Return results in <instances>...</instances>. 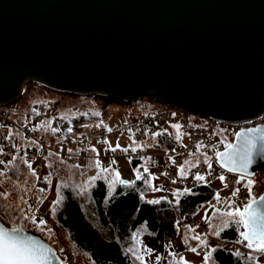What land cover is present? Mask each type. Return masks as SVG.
Returning a JSON list of instances; mask_svg holds the SVG:
<instances>
[{
    "label": "water",
    "instance_id": "obj_1",
    "mask_svg": "<svg viewBox=\"0 0 264 264\" xmlns=\"http://www.w3.org/2000/svg\"><path fill=\"white\" fill-rule=\"evenodd\" d=\"M26 82L254 118L264 112V0H0V105L17 101ZM252 128L264 124L237 130L231 143ZM256 171L264 194V155L254 153L245 176ZM24 232L63 264L52 243Z\"/></svg>",
    "mask_w": 264,
    "mask_h": 264
},
{
    "label": "rangeland",
    "instance_id": "obj_2",
    "mask_svg": "<svg viewBox=\"0 0 264 264\" xmlns=\"http://www.w3.org/2000/svg\"><path fill=\"white\" fill-rule=\"evenodd\" d=\"M53 101H56L59 104L58 116L60 120L62 121L61 118H67V120L73 122V127H77L78 129L77 135L83 139H92L93 135L90 133L93 132V130L98 129V127H108L110 124L120 122L126 118H133L138 115L148 113L152 108L160 106V104L156 102L155 99H151L148 96H144L143 98L129 103H107L105 99H102L96 95H79L58 92L33 82L25 83L22 88V93L17 101L8 105L0 106L5 107V112L8 110L10 111L9 118L15 122L16 125L28 126L30 130L37 128V131L31 130L35 136L42 135L48 142H54L58 139L56 135H54L50 130L52 125L49 117L43 116L41 120H37L33 116H26V113H35L37 111L44 112L46 109V104ZM35 105H37L40 110L38 108L36 109ZM102 115L105 116L103 119L101 118ZM103 120H107L108 123H111L100 124L103 122ZM197 120H202V117L197 116ZM159 124L166 130H175L173 125H171L167 119L162 118ZM5 128L7 135L11 133V138H16L19 145L30 149L33 151V153L39 152L37 144L32 143L34 140L31 137L29 139H24V135L16 126L9 125L8 127L4 126V129ZM157 131L158 128L150 129L143 136V143L147 145L150 141L155 140L152 134L157 133ZM71 134L75 136L74 133L70 132V135ZM179 134H181V132ZM181 136L186 138L184 134H181ZM212 139L220 140L223 144V149L224 143L227 142V133L224 131L222 137L220 134L213 132ZM117 140L120 143L123 142L129 144L128 147L131 146V148H136L139 146L138 142L133 144V139L129 136V134L119 136L113 135L107 139V142H109L110 145L111 142L113 143V141ZM91 143H88V146L86 145V151H90L93 148L94 142ZM120 146L122 147V145ZM66 147L67 149L68 147L69 149H72V152H76V149L73 145L69 144ZM47 155L48 154H46L45 157ZM190 156H194V159H196L195 161L203 159L201 150L198 154ZM15 157L17 158L14 160L11 166L8 168H0V170H3L7 173V175H0V192H7L10 194L7 200H4L2 197H0V214H3L5 211L8 212V215L4 218V222L8 226L12 227L13 223L8 219V217H11L15 221L16 226H21L24 230H30L41 235L43 238L52 243L58 252V246L61 245L65 246L66 248L68 247L71 253L70 257L72 264H94L86 252L75 248L68 241L66 235L59 229L55 215L51 213L50 209L52 207L53 201L57 198L58 188L61 192L66 188L72 189L75 193L80 192L79 196L81 199H85L89 186L86 191H81L80 186L88 185V182L91 180V178L100 175V172L97 168L90 166L92 162L95 161V159H90L92 157H78L75 154H71L67 158H60L57 155H52L48 157V159H45L44 157L42 178L39 180V182H37L36 177L31 175V170H29L27 165L23 162V158H21L19 155H16ZM28 162L32 164L33 170V166L38 161L34 158H31L28 159ZM114 163L116 165V170L114 171L119 172L121 179L131 180L136 177V171H134L135 169L129 164L126 158H116ZM194 163L196 162H192V165ZM48 165L51 166L49 167ZM73 165H80V167L75 168L72 167ZM49 175L51 178L50 184L46 183L44 180V177ZM221 175L223 174L221 171H219L216 176L209 178L208 180L209 184L214 189L213 195L201 203L191 216L186 218L180 216L184 219V222H187L185 219L190 218L197 221L199 224H179L176 220L177 235L172 238L156 235L155 233L148 231L144 225L137 227L135 232L139 233V239L142 241V245L153 250L151 257H145L147 264H156L157 255L161 257L159 264H174L172 255L170 254H175L177 260L183 258L184 261H187V264H205L204 255L209 252L212 247L216 248L219 246L229 248L233 251L238 250L247 252V254L244 255V259L247 264H254V262H250L247 259V256L249 255L258 256L259 264H264V255L253 253L252 250L246 247V242L244 245L234 244L233 241L236 239L232 241H225L214 234V231L216 230L221 231L219 228L221 220L217 215H215V210L216 208L224 210L226 207V204L224 203L217 204L214 194L218 192L222 200L224 198L231 197L228 191L225 192L222 181L218 179V177ZM239 181V185L244 184V186H241V189L247 191L245 186L247 180L243 179V181H241V177H239ZM36 183H38V185ZM62 184L67 185V187H60ZM106 186L109 194V182H106ZM39 188H44L46 191L41 194L38 192ZM177 190H179L181 193L183 189L173 187L171 189V193L169 194L174 201L177 200V196L173 195V193H176ZM41 195L44 197L43 202L38 203L37 198ZM21 197L27 200L28 204H31L33 208L36 209V211H43L49 215V219L46 220L47 224L44 232L36 229V227L31 224L30 220L24 219V217L20 215L18 209L27 207V205H25L20 199ZM146 197H150V199L164 198V196L159 191L155 193L151 191L150 195H147ZM248 199L249 197H247L246 200L234 203L233 207H239L242 209L247 203ZM206 214L210 223L205 221ZM35 217L37 221L40 220V217L36 215V212ZM188 226H191L194 231H189ZM48 229H51L50 238L49 232L47 231ZM206 233L207 235H205ZM197 234L200 235L201 239L207 241V246H202L199 241L191 239L192 236ZM132 235L130 237V243L126 249L133 246L135 243V241L132 239ZM185 236L189 238L187 244L185 243ZM165 245H170V247H165ZM191 248H196L199 254H197V252H192L190 250ZM127 255L133 262L140 264L139 261L134 259L131 253H127ZM207 264L215 263L210 259Z\"/></svg>",
    "mask_w": 264,
    "mask_h": 264
},
{
    "label": "built area",
    "instance_id": "obj_3",
    "mask_svg": "<svg viewBox=\"0 0 264 264\" xmlns=\"http://www.w3.org/2000/svg\"><path fill=\"white\" fill-rule=\"evenodd\" d=\"M160 104L159 107L152 108L150 112L138 115L133 118H126L120 122L110 124L108 127H100L98 129V134L93 136L92 139H83L77 137L76 135H70L67 129L71 128L72 133H77V127H71L67 122L61 121L58 116L59 104L56 101L46 104V109L44 112L26 113V116H33L37 120H41L43 116H47L51 120L52 128H58L59 131L55 133L57 141L48 142L44 136H35L34 133L29 129L28 126H18L9 118L10 111H4L5 107L0 106V147L3 148V155H0V160L12 161L13 157L19 155L23 159L34 158L38 162L33 166V170L36 175L42 178L44 157L47 153L51 152L58 155L60 158H67L71 154H75L78 157H92L98 159L102 164L111 166L116 158H126L129 161H136V169L140 171L141 174L147 175L148 173L153 174L157 178V187L163 186V190L160 191L161 194L171 203L173 206L172 199L170 197L171 189L178 186L182 189H190L195 185L196 180L194 179L197 173L205 175V177L212 178L217 175L219 171L222 172L225 180L222 182L225 188V192L228 191L229 195L233 197V192L235 189L239 188V194L234 198V203L246 200L248 197L247 191L241 189L239 185V177L241 175L230 173L218 166L215 160L216 151L222 149L223 144L218 139H212L213 132L220 134L223 137L224 131L227 133V143H231L237 130L242 128L253 127L256 124H264V112L259 116L244 120H225L218 119L212 116L191 114L177 107H174L165 102L155 100ZM35 108L39 109L37 105ZM40 110V109H39ZM197 116H201L202 120L198 121ZM102 115L101 118H103ZM162 118L167 119L169 122L176 125H180V130L186 136L183 142L178 143L172 149H152L150 146L143 143V136L152 128L160 129L159 122ZM9 125L16 126L24 135V139H29L30 137L36 141L37 147L39 148L38 153H33L28 148H24L19 145L16 138L7 139L9 134L6 133V128ZM111 129V131H108ZM143 145V147H136L135 151L128 146H120L116 151H106L109 149L107 141L109 137L115 135H126ZM134 134V137H133ZM94 142L93 148L97 150L99 155L95 152L90 153L85 150L88 143ZM202 142L207 147L201 149V153L206 152L209 157H211V170L208 168V162H206L203 155V159L196 161L191 167H184V160L190 156V153H197L196 145ZM15 144V148L12 145ZM73 145L76 152L69 153L67 145ZM92 144V143H91ZM88 146V145H87ZM19 149V152H17ZM120 149H128L127 152L121 151ZM82 150V151H81ZM199 153V152H198ZM175 160V164L172 163V159ZM198 162V164H197ZM146 163V164H145ZM4 165L0 164V168ZM180 167L185 168L186 178H181L178 174V169ZM147 169V172H145ZM209 171L211 174H209ZM164 173H167L166 175ZM263 174L256 171L252 176H244V179H252L256 181L253 186L252 193L256 197L263 191ZM39 179V180H40ZM37 180V179H36ZM37 180V182H39ZM173 180L176 183H173ZM38 185V183H36ZM42 186V185H41ZM38 217H42L44 220L49 219V215L43 211H36ZM184 219L177 216V222L180 223H193L199 224L197 221L190 218ZM169 238V237H167ZM59 252L57 251L59 258L62 260L63 264H72L71 253L69 248L65 246H58Z\"/></svg>",
    "mask_w": 264,
    "mask_h": 264
},
{
    "label": "trees",
    "instance_id": "obj_4",
    "mask_svg": "<svg viewBox=\"0 0 264 264\" xmlns=\"http://www.w3.org/2000/svg\"><path fill=\"white\" fill-rule=\"evenodd\" d=\"M61 119L73 127V122L67 118ZM157 133L161 135L156 136L155 140L148 144L152 149H172L181 142L178 137H174L171 132L162 127ZM75 135L79 137L77 133ZM108 146L111 147L109 142ZM90 159L96 160V158ZM129 163L136 169V161H129ZM101 166L111 169L102 163ZM191 166L192 163L187 167ZM105 175L108 176V180L96 179L89 186L84 200L72 189H64L63 201L57 206L54 214L59 229L66 235L68 241L75 248L86 252L94 264H137L126 253L130 237L137 227L144 225L148 231L156 235L175 237L177 216L185 218L191 216L197 207L214 193L213 187L208 182L209 177H206V182L196 181L190 188L192 194L184 193L183 189L179 195V203L171 198L173 202L171 206L164 197L158 198L161 203L153 205L146 201L157 199L146 197L150 195L151 190L143 180H136V177L131 180L122 179L135 181V186L124 188L117 183L115 194H108L106 182L110 183L114 173L109 172ZM142 175L147 178L146 175ZM152 177H154L152 184L157 187V178ZM141 193H143V199H141ZM219 237L225 241H232L237 239L238 232L230 224L229 227L220 231ZM240 252L247 254L245 251ZM233 253V250L219 246L212 253L211 260L215 264H247L244 255L236 257Z\"/></svg>",
    "mask_w": 264,
    "mask_h": 264
},
{
    "label": "snow or ice",
    "instance_id": "obj_5",
    "mask_svg": "<svg viewBox=\"0 0 264 264\" xmlns=\"http://www.w3.org/2000/svg\"><path fill=\"white\" fill-rule=\"evenodd\" d=\"M87 126V125H85ZM174 128L177 129V133L179 134L180 125H173ZM32 131H37V128L31 129ZM47 130V129H45ZM53 134L57 133L59 131L58 128H51L50 129ZM68 132H71L72 129H67ZM108 131H111V129H108ZM153 137L161 135V133H153ZM134 137V134H133ZM7 139L11 140V133L7 137ZM33 144L36 143V141H32ZM104 143H108L107 141H104ZM137 142L133 138V144H136ZM12 147H16L15 144L12 145ZM131 147V146H130ZM139 147H143V145H139ZM207 147V145H204L202 142L197 143L196 145V151L200 152L202 148ZM225 150L224 151H216V159L219 161L221 167L226 168L229 172H238L241 174V181H243L245 175H249L248 169L252 163L253 154L257 153L260 155H264V129L261 128H252L248 130H242L241 132L236 134V143H224ZM118 148H120L119 144L116 145V147H109V149H106V151H116ZM121 151L127 152L128 149H120ZM133 151H135V148H132ZM69 153H72V149L68 150ZM82 151V150H81ZM92 152H95L97 156L99 153L95 148L91 149ZM17 152H19V149H17ZM3 148L0 147V155H3ZM205 157L206 162H208V168L211 170V157L207 155L206 152L202 153ZM56 155L54 153H48V155L45 157V159H48V157ZM190 155H195V153H190ZM170 159H172L170 157ZM13 160H15V157H13ZM63 162V161H62ZM13 161H7L0 160V164L5 165V168H8L11 166ZM24 163L27 165L28 169L31 170V175L36 177L37 180L40 179L39 176L36 175V172L32 170V164L28 162L27 159H24ZM114 163V162H113ZM172 163L175 164V160L172 159ZM186 164H190V161H185ZM198 164V162H197ZM49 167L51 165H48ZM90 166H94L97 168L100 172V175L91 178V180L88 182V185H81L80 189L81 191H86L88 186H90L96 179H105L108 180V176L105 175L109 172H114V177L109 183V193L115 194V185L118 183L122 185L124 188H133L135 186V181H125L120 179L119 172H115L114 170H111L109 168H104L101 166V162L97 159ZM72 167L79 168L80 165H73ZM136 171V180H143V182L147 185V187L153 191H162L163 186L156 187L152 184V180L154 177H152L151 173H148L147 178H145L138 169H135ZM145 172H147V169H145ZM165 175L167 173H164ZM179 176L183 179L186 178V172L184 167H180L178 169ZM209 174L210 171H209ZM0 175H7V173L3 170H0ZM194 179L197 182H206L205 175H202L200 173H197L194 177ZM219 180L222 182L225 180V177L223 175L218 177ZM44 180L46 183H51L50 175L44 177ZM240 182V181H238ZM173 183H176L175 180H173ZM256 184L255 180L248 179L246 182V188L249 199L247 200V203L244 205V207L241 209L239 207H233L234 204V198L239 194L240 189L237 188L233 192V197L229 198H222L220 197L219 193L214 194V198L217 202V204L224 203L226 204V207L224 210H221L219 208H216L215 215H217L221 223L219 225V228L222 230L224 228L229 227L231 224L234 230L238 232V237L235 241H233L234 244H241L244 245L246 242V247L250 250H252L253 253H259L260 255H264V194H261L259 198H257L252 193L253 186ZM60 187H67V185L62 184ZM46 191L44 188H39L38 192L43 194ZM184 193L192 194L190 189L185 188ZM80 192H77V195H79ZM9 193L7 192H0V197H2L4 200H7L9 197ZM173 195L177 196V203H179V195L180 192L177 190L176 193H173ZM114 198V195H113ZM143 193H141V199H143ZM22 202L27 205L26 208H20L18 209L20 212V215L24 217V219L30 220L31 224H33L36 229H38L41 232L45 231V227L47 224V221L44 220L42 217L39 221H37L35 217L36 209L33 208L31 204H28L27 200H25L23 197L20 198ZM43 195L39 196L37 198L38 203L43 202ZM63 201V195L60 189H57V198L53 201L52 207L50 209L51 213L54 215L57 209V206L60 205ZM148 204H159L161 203L160 200H147ZM215 207V206H213ZM8 215V212L5 211L3 214H0V264H50V257L53 254L52 249L48 247L47 245L41 243L39 240L27 236L24 232L23 227L16 226L15 221L8 217L9 221L13 223V226L11 228H8L4 224V218ZM205 221L209 222V218L207 217V214L205 215ZM179 223V222H177ZM198 227V226H197ZM189 231H194V229L191 226H188ZM49 232V238L51 237V229L47 230ZM214 234L216 236H220V231L216 230L214 231ZM207 235V233L205 234ZM133 241H135L134 245L126 249L127 253H131L132 256L136 261H139L140 264H147L145 257H151L153 250L147 248L146 246L142 245V241L139 239V233L135 232L132 235ZM188 237L185 236V243L187 244ZM191 239L199 241V243L202 246H207V241L201 239L200 235H194L191 237ZM165 247H170V245H165ZM192 252H197L196 248L190 249ZM216 251L215 247H212L209 252H207L204 255V262L207 264V262L211 259L212 253ZM197 254H199L197 252ZM236 257H241L244 255L240 251L236 250L233 253ZM172 255L174 264H187V261H184L183 258L180 260L176 259L175 254ZM161 257L157 255L156 257V264H159ZM247 259L250 262H254V264H259V257L254 255L247 256Z\"/></svg>",
    "mask_w": 264,
    "mask_h": 264
},
{
    "label": "crops",
    "instance_id": "obj_6",
    "mask_svg": "<svg viewBox=\"0 0 264 264\" xmlns=\"http://www.w3.org/2000/svg\"><path fill=\"white\" fill-rule=\"evenodd\" d=\"M105 117V116H104ZM103 117V118H104ZM102 118V119H103ZM103 123H107V124H110V123H108L107 122V120H103V122H101L100 124H103ZM172 124V123H171ZM167 131H169V132H171L173 135H174V137H178L179 139H180V141L181 142H183L184 141V137H182L181 136V134H183L182 133V131L181 130H179V133L181 132V134H178V133H176L177 132V129L175 128V130H173V129H169V130H167ZM90 134H92L93 136H95V135H97L98 134V129H95V130H93V132H91ZM155 139V138H154ZM111 144V146H116L117 144H119V146L120 145H124V146H129V144H127V143H120V142H118V140L117 141H113V143H110ZM145 144V143H144ZM149 145H150V143H148ZM147 144V145H148ZM146 145V144H145ZM90 153H92V151L90 150L89 151ZM195 154H198V152L197 153H195ZM195 157L194 156H189V157H187L185 160H184V163H183V165H184V167H187L188 166V164H186L185 163V161L187 160V161H190L191 163L192 162H196L195 160L196 159H194ZM127 160V159H126ZM128 161V160H127ZM198 161H200V160H198ZM129 162V161H128ZM130 164V163H129ZM146 164V163H145ZM131 165V164H130ZM112 170H116V165H115V163H113V165H111V166H109ZM114 173V172H113ZM152 176H153V174H151ZM146 176H148V174L146 175ZM135 178V177H134ZM120 179H121V177H120ZM122 180V179H121ZM176 188H180V187H178V186H175Z\"/></svg>",
    "mask_w": 264,
    "mask_h": 264
},
{
    "label": "bare ground",
    "instance_id": "obj_7",
    "mask_svg": "<svg viewBox=\"0 0 264 264\" xmlns=\"http://www.w3.org/2000/svg\"><path fill=\"white\" fill-rule=\"evenodd\" d=\"M105 101L107 102V98H105ZM111 102H115V101H111ZM108 103V102H107ZM110 103V102H109ZM115 103H118V102H115ZM122 103V102H121ZM173 106V105H172ZM174 107H176V106H174ZM177 108H179V107H177ZM179 109H181V108H179ZM181 110H183V109H181ZM185 111V110H184ZM187 112V111H186ZM188 113H190V112H188ZM191 114H194V113H191ZM259 172H261V171H259ZM262 173V172H261ZM263 179V178H262Z\"/></svg>",
    "mask_w": 264,
    "mask_h": 264
}]
</instances>
